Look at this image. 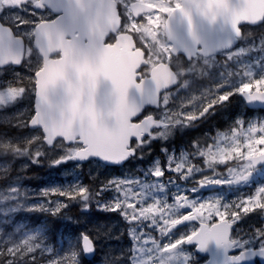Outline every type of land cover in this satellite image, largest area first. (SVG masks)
I'll use <instances>...</instances> for the list:
<instances>
[{"label":"rangeland","instance_id":"rangeland-1","mask_svg":"<svg viewBox=\"0 0 264 264\" xmlns=\"http://www.w3.org/2000/svg\"><path fill=\"white\" fill-rule=\"evenodd\" d=\"M146 1L158 10L146 21L158 26L177 0ZM31 22L24 17L29 36ZM153 36L147 45L154 54V47L169 48L157 31ZM39 62L31 54L23 68L0 70V126H8L0 129V254L15 261L16 255L35 252L31 259L36 264L79 263L77 238L87 234L100 249L98 258L88 259L81 246L89 264H197L203 257L185 241L199 223L168 230L191 214L210 224L233 221V239L241 249L264 248V166L248 160L264 151V112L247 109L240 95L264 90V24L247 31L234 52L191 63L197 74L183 73L185 80L162 97L160 110L168 126L155 131L137 156L118 168L98 160L78 163L79 143L58 141L48 147L42 130L30 128ZM228 101L233 112L225 117L224 129L206 131L199 120ZM192 130L208 142L189 143ZM22 146L30 147L35 158L23 157L15 168L8 152ZM34 162L45 171L36 186L16 172ZM202 183L219 188L204 191ZM247 211L262 225L254 237L237 226ZM36 212L62 215L80 234L53 241L43 224L31 220Z\"/></svg>","mask_w":264,"mask_h":264},{"label":"water","instance_id":"water-1","mask_svg":"<svg viewBox=\"0 0 264 264\" xmlns=\"http://www.w3.org/2000/svg\"><path fill=\"white\" fill-rule=\"evenodd\" d=\"M43 1L55 13L65 14L40 23L35 33V46L44 64L35 74V113L29 126L42 130L49 147L59 140L82 144L75 154L79 163L99 160L121 166L136 153L130 148L133 139L142 144L154 129L165 126L154 115L133 120L147 107H160L161 93L177 85V74L169 63L160 62L148 76L136 80V61L144 59V51L136 48L131 37L121 36L114 44L105 42L118 24L112 0H83L92 16L82 20L77 16V0H39V4ZM133 8L138 13L153 10L143 2L134 3ZM263 22L264 0H182V6L169 15L166 28L172 52L191 58L198 46L205 55L229 50L238 42L241 25ZM77 30L81 34L76 36ZM14 40L0 31V67L22 64L24 44ZM59 51L61 58H51ZM241 96L249 108L264 109V90L244 91ZM248 159L254 166L264 165V152ZM202 188L216 189L218 185L203 184ZM196 220V215L186 216L168 230ZM233 227L228 219L200 223L186 240L187 245H195L197 254L206 257L199 264H264V248L242 250L238 241L232 240ZM82 248L88 259L96 255L95 242L87 234L82 236Z\"/></svg>","mask_w":264,"mask_h":264},{"label":"flooded vegetation","instance_id":"flooded-vegetation-1","mask_svg":"<svg viewBox=\"0 0 264 264\" xmlns=\"http://www.w3.org/2000/svg\"><path fill=\"white\" fill-rule=\"evenodd\" d=\"M112 1L116 5V8L117 7L119 8V9L117 8V12L119 14L118 15L119 16L118 17V23L119 24H116L115 28H113L111 30V32L106 36V38H109V39L105 38V42L114 44L120 39L121 36H126V35H128L126 37L133 38V40L136 43V48H138V49L142 48L141 50L144 51V59L142 60V58L139 57L140 59H138L136 61L137 67H139L137 72H136L138 74V77L136 78V80L138 82H140L143 78L148 76L150 74L151 68L153 66H155L156 64H158L160 62H167L171 65V67L173 68V70L176 72V74L178 76V83H177L178 85H176L173 89H177L178 86L182 83V81L185 80L184 77L182 76L183 73L184 74L186 73L190 76L197 74L198 69L194 68L191 65V63H193L195 61L201 62L203 59H208V58H212V57H221V56H224L228 53L234 52L235 50H237L240 47L242 38L244 37V35L247 34V31L255 28L253 25H250V24L241 25L240 26L241 35L238 38V42L233 48H231L229 50H221L218 53H214L211 55H205V54L200 52L202 47L198 46L197 51H196V55L192 56L191 58H188L184 54H174L172 52V49H171L172 44H171V42L167 36V28H166L169 15L175 10V8L177 9L180 6H182V0H177L175 2V4L173 5L172 9L169 12V14H167L163 17V19L165 18V20L162 23L158 24V26L152 25L146 21V19L151 14L156 12L157 6L155 4L150 3L146 0H112ZM134 2L135 3L136 2H145L147 4H151L154 6V9L151 11H144L142 13L135 12V10L133 8ZM47 3L48 2L43 1L42 4H39V0H22L20 3H18V0H0V25L2 26V29H0V31H2V34L4 36H9L13 40L14 39L21 40L23 42L24 48H25L23 63L20 66H15L13 64H10L6 67L0 68V70H8V69L18 70L19 68L20 69L23 68L24 64L26 63L27 59L31 56V54L33 57L40 59L37 71H39L43 67L44 59L41 56V54L39 53V51L37 50V48L35 47V33L37 30V27L42 22H52V21L56 20V17H59V16L65 14V12H61V13L56 14L54 12V10L52 9V7L49 5V3L48 4ZM106 3L108 4V2H106ZM76 8H77V16L80 18V20H82L84 17L88 16L89 14L92 16V10L89 11L87 8L83 7V0H77ZM9 9H10V11H9ZM37 14H41V16L38 17ZM25 16L31 20L32 19L34 20V21L32 20V22L30 23L31 26L29 25L30 28L31 27L32 28L31 29L29 28V30H27V32L28 31L31 32V36H29L30 34H25V32H24L25 31V25L23 23V19ZM120 17H122V18H120ZM143 22H144V24H143ZM9 27H11V28H9ZM144 27H146L147 29ZM83 29L87 30V31L89 30L86 26H83ZM156 31L158 32L159 35H161L162 38L167 39L170 46H169V48H166L165 50H159L158 47H154V49L157 51L154 54L153 50L150 49V47L147 45L148 44L147 42L150 43L153 40V38H155L153 36V32H156ZM80 34L81 33L78 30L75 33L76 36L80 35ZM71 38H72V36L68 37V39H71ZM16 40H14L15 44H16ZM61 56H62V51H59V52H56L55 54H52L51 58L59 59V58H61ZM142 61L144 63L140 65V62H142ZM145 61H147V63H148L147 65H145ZM185 78H189V77L185 76ZM172 90H170V91H172ZM165 93H167V92H165ZM165 93L162 94V97ZM162 97H161V101H162ZM230 100H235V99L232 98ZM241 101H244V99ZM160 109H161V107L159 109L147 107L143 111V114H141V116H138L136 119H134V120H136L134 122H139L145 116H148V115H155V117L164 120L162 118L163 115H162V112ZM219 110H223L222 106H220L218 108H214L210 114L205 115L204 117H202L199 120V123H201L205 127L206 131H210V132H212V134L215 132L216 129H218V130H223V129L218 128L214 124L209 126L211 129H208L209 127H208V124H207L205 119L208 117L210 118L212 115H214ZM248 112H250V111L248 110ZM214 116H216V114ZM167 126H168V123L166 124V126H164L162 128H158V129L153 130L152 134H154L155 131H157V130L165 129ZM202 134L203 133H201L199 130L198 131L192 130L191 132H188L187 136H188L189 143L192 144L193 141H198L200 144L207 143L208 141H206V140L208 139V137L206 135L204 136ZM150 137L151 136L144 138L142 144L137 139H133L131 141V146H132V148H134L136 153L133 156V158L131 157L130 160H128V162H126L125 165L130 163V161H132L137 156V154L139 152V148L144 146L146 139H148ZM175 141H179V140L177 138H175ZM206 191H208V190H206Z\"/></svg>","mask_w":264,"mask_h":264},{"label":"trees","instance_id":"trees-1","mask_svg":"<svg viewBox=\"0 0 264 264\" xmlns=\"http://www.w3.org/2000/svg\"><path fill=\"white\" fill-rule=\"evenodd\" d=\"M223 110L217 111L215 114L216 116L212 115L210 118H206V122L208 124V127L212 124L216 125L218 128L224 129V124L226 123V116H229L233 112L232 102L228 101L225 104L222 105ZM264 112V111H263ZM214 117V118H213ZM209 122V123H208ZM2 126V127H1ZM0 128H7V125H1ZM208 129H211L210 127ZM195 133V132H194ZM201 135V134H200ZM203 135V134H202ZM29 146V145H28ZM11 157L15 158V168L19 166V162L23 160V157H30L29 159H34L35 154L32 151L30 147L22 146L19 147V149H13L11 152H8ZM23 156V157H22ZM43 163V158H41ZM51 164V162H49ZM38 163L34 162V164L25 170L16 169V172L21 174L26 178L27 182H30L32 185H38L41 180H39V174L41 173V176L45 173L44 170H41L40 168H37ZM34 168V169H33ZM236 211V210H235ZM31 220L35 224H43L44 227H46L47 234L50 236V238L53 241L58 242L61 238V235L65 237V240L68 239V236L70 234H75L78 236L80 233L76 230L74 223L72 221H66L65 218L62 215H53V214H43L41 212L33 213L30 216ZM256 214L255 213H247L243 214L242 221L243 224L238 223L237 226H241L243 229L244 234H248L251 237H254L256 235V230L262 226L260 223H257L256 220ZM263 223V222H262ZM55 233V234H54ZM77 243V251L79 253V259L81 258V261L79 263L74 264H89L91 261H88L87 258L83 255L81 250V241L78 239ZM36 253L32 252L30 255L25 256L24 258H20V255H16L15 261H11V257L9 255L0 254V264H36V261H33L31 259L32 256H34ZM100 255V249L97 251V256L95 258H98ZM71 259V258H70ZM260 264V263H258Z\"/></svg>","mask_w":264,"mask_h":264},{"label":"bare ground","instance_id":"bare-ground-1","mask_svg":"<svg viewBox=\"0 0 264 264\" xmlns=\"http://www.w3.org/2000/svg\"><path fill=\"white\" fill-rule=\"evenodd\" d=\"M135 3V2H134ZM175 3V2H174ZM48 4V3H47ZM177 4V3H176ZM170 5H171V3H170ZM25 6V5H24ZM116 6V5H115ZM130 6V5H129ZM173 6V5H172ZM118 8V7H117ZM116 8V9H117ZM29 9V8H28ZM31 9V8H30ZM119 9V8H118ZM154 9V8H153ZM176 9V8H175ZM9 11H10V9H9ZM15 11V10H14ZM20 11V10H19ZM156 11H158V10H156ZM5 12V11H4ZM17 12V11H16ZM21 12V11H20ZM35 12V11H34ZM36 13V12H35ZM148 13V12H147ZM135 14V13H134ZM28 15V14H27ZM119 15V14H118ZM40 16H41V14H40ZM45 16V15H44ZM58 16V15H57ZM16 17V16H15ZM26 17V16H25ZM32 17V16H31ZM119 17V16H118ZM27 18V17H26ZM57 18V17H56ZM120 18H122V17H120ZM41 19V18H40ZM33 20V19H32ZM54 20V19H53ZM18 21V20H17ZM34 21V20H33ZM16 22V21H15ZM5 24V23H4ZM119 24V23H118ZM121 24V23H120ZM34 25V24H33ZM31 26V25H30ZM19 27V26H18ZM23 27V26H22ZM122 27V26H121ZM9 28H11V27H9ZM32 28V27H31ZM5 29V28H4ZM4 32V31H3ZM122 33V32H121ZM130 33V32H129ZM78 34V33H77ZM14 35V34H13ZM17 36V35H16ZM121 36V35H120ZM126 36H128V35H126ZM133 36V35H132ZM18 37V36H17ZM106 39H109V38H106ZM24 41V40H23ZM111 41V40H110ZM113 43V42H112ZM142 49V48H141ZM36 50V49H35ZM37 51V50H36ZM38 56V55H37ZM62 57V56H61ZM178 59V58H177ZM23 63V62H22ZM13 67V66H12ZM15 69V68H14ZM20 69V68H19ZM25 70V69H24ZM12 71V70H11ZM10 73V72H9ZM30 75V74H29ZM9 80V79H8ZM178 85V84H177ZM2 87V86H1ZM182 94V93H181ZM185 95V94H184ZM194 95V94H193ZM194 100V99H193ZM203 100V99H202ZM203 105V104H202ZM199 106V105H198ZM143 114V113H142ZM141 116V115H140ZM134 121H136V120H134ZM2 127V126H1ZM1 129V128H0ZM163 147V146H162ZM162 156V155H161ZM23 157V156H22ZM39 160V159H38ZM28 163V162H27ZM34 169V168H33ZM55 234V233H54Z\"/></svg>","mask_w":264,"mask_h":264}]
</instances>
